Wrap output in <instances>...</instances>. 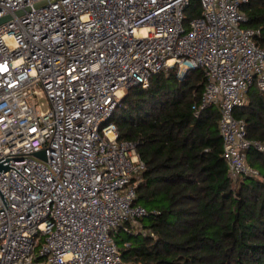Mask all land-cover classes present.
Returning a JSON list of instances; mask_svg holds the SVG:
<instances>
[{
    "label": "built area",
    "instance_id": "built-area-1",
    "mask_svg": "<svg viewBox=\"0 0 264 264\" xmlns=\"http://www.w3.org/2000/svg\"><path fill=\"white\" fill-rule=\"evenodd\" d=\"M41 1L0 0V264H126L116 236L149 231L136 203L145 163L113 115L163 70L204 72L195 115L219 110L233 179L259 174L247 157L264 142L234 115L251 87L264 91L248 0Z\"/></svg>",
    "mask_w": 264,
    "mask_h": 264
},
{
    "label": "trees",
    "instance_id": "trees-1",
    "mask_svg": "<svg viewBox=\"0 0 264 264\" xmlns=\"http://www.w3.org/2000/svg\"><path fill=\"white\" fill-rule=\"evenodd\" d=\"M242 10L264 47V0ZM197 71L157 73L149 87L129 88L113 115L120 138L136 142L145 163L136 203L147 209L141 224L149 231L117 239L126 264H264V155L248 151L257 176L229 175L219 110L193 109L206 85ZM234 115L249 138L264 142V91L251 87Z\"/></svg>",
    "mask_w": 264,
    "mask_h": 264
},
{
    "label": "rangeland",
    "instance_id": "rangeland-1",
    "mask_svg": "<svg viewBox=\"0 0 264 264\" xmlns=\"http://www.w3.org/2000/svg\"><path fill=\"white\" fill-rule=\"evenodd\" d=\"M198 8H200V5L198 3H194L191 7H189L187 10H186V14L189 16V15H192ZM183 70V69H182ZM197 73L200 72V69H197ZM179 75L182 76L183 75V71H179ZM38 98V101L39 103L43 102V104H41L42 106V109H45L47 108L50 103H49V99L45 96V95H38L37 96ZM248 101V99H247ZM127 238L129 239L130 237L127 235V233L123 230L120 231V233L116 236V239H121V238Z\"/></svg>",
    "mask_w": 264,
    "mask_h": 264
},
{
    "label": "water",
    "instance_id": "water-1",
    "mask_svg": "<svg viewBox=\"0 0 264 264\" xmlns=\"http://www.w3.org/2000/svg\"><path fill=\"white\" fill-rule=\"evenodd\" d=\"M46 4H48V0H44V1H41V2H38L34 5V7H42V6H45ZM27 10H30V8H27ZM24 13V10H21L18 12L19 15L23 14ZM10 19V15H7L5 17H1L0 18V24H2L3 22H5L6 20ZM196 70V69H195ZM39 154H43L42 152H40ZM8 169V165L4 164L3 162L0 161V172L1 171H5Z\"/></svg>",
    "mask_w": 264,
    "mask_h": 264
}]
</instances>
